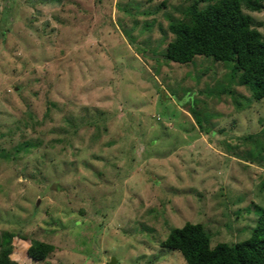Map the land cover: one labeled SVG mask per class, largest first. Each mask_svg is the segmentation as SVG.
Listing matches in <instances>:
<instances>
[{
  "label": "rangeland",
  "instance_id": "374dc122",
  "mask_svg": "<svg viewBox=\"0 0 264 264\" xmlns=\"http://www.w3.org/2000/svg\"><path fill=\"white\" fill-rule=\"evenodd\" d=\"M192 1L0 0V149L40 140L0 156V235L20 238L16 264H185L160 246L185 221L211 245L248 236L264 141L238 137L264 127V98L229 62L163 57ZM241 9L262 32L264 10ZM34 239L52 246L43 260L24 253Z\"/></svg>",
  "mask_w": 264,
  "mask_h": 264
},
{
  "label": "trees",
  "instance_id": "16d2710c",
  "mask_svg": "<svg viewBox=\"0 0 264 264\" xmlns=\"http://www.w3.org/2000/svg\"><path fill=\"white\" fill-rule=\"evenodd\" d=\"M200 1L205 2L201 7L197 5ZM243 4L264 10L259 0H193L184 9L182 19L169 24L173 39L167 44L163 57L175 63L190 62L196 55L229 62L232 72L237 75V83L246 86L253 100H260L264 98V30L258 31L251 16L242 12ZM4 32L1 28V37ZM190 112L195 116L192 107ZM66 122L70 124V119ZM194 123L201 130L200 125ZM204 133L212 137L216 132ZM258 138L264 141V127L238 137L241 141L259 144ZM39 144L38 139L22 138L13 145L11 152L1 148L0 156L7 161L19 159ZM221 147L230 152L231 145L227 140ZM253 208L257 216L245 239L217 241L211 245L210 233L203 224L185 221L181 226L171 227L160 246L179 252L185 264H264V207L254 204ZM19 239L15 233H1L0 264H16L10 248ZM51 250L50 244L34 239L24 253L33 260H43Z\"/></svg>",
  "mask_w": 264,
  "mask_h": 264
},
{
  "label": "water",
  "instance_id": "95a60500",
  "mask_svg": "<svg viewBox=\"0 0 264 264\" xmlns=\"http://www.w3.org/2000/svg\"><path fill=\"white\" fill-rule=\"evenodd\" d=\"M114 262H115L114 258L110 257L107 264H114Z\"/></svg>",
  "mask_w": 264,
  "mask_h": 264
}]
</instances>
